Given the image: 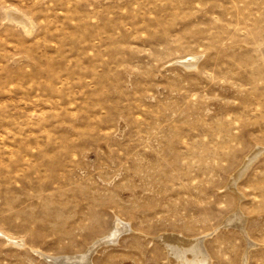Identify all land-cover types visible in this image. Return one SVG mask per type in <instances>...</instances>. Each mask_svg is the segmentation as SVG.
<instances>
[{
    "label": "rangeland",
    "instance_id": "obj_1",
    "mask_svg": "<svg viewBox=\"0 0 264 264\" xmlns=\"http://www.w3.org/2000/svg\"><path fill=\"white\" fill-rule=\"evenodd\" d=\"M116 216L93 264H264V0H0V264Z\"/></svg>",
    "mask_w": 264,
    "mask_h": 264
},
{
    "label": "bare ground",
    "instance_id": "obj_2",
    "mask_svg": "<svg viewBox=\"0 0 264 264\" xmlns=\"http://www.w3.org/2000/svg\"><path fill=\"white\" fill-rule=\"evenodd\" d=\"M8 18H10V19H12V20H14V21H16L18 24H20L21 26H23L25 29H27L28 30V28H30V26H31V22L32 21H30V19H28L26 16H24L22 13H20L19 11H16V10H14V9H10V10H8ZM189 59H186L185 61H183V62H186V64L187 65H194L195 64V60H196V57L195 56H192V57H188ZM195 66V65H194ZM259 153V152H258ZM252 155H254V154H252ZM250 158H252V156L250 157ZM247 159V158H246ZM254 159V158H253ZM252 159V160H253ZM245 160V159H244ZM243 160V161H244ZM248 161H249V159H248ZM245 163V162H244ZM242 166H244V164L242 165ZM250 166V165H249ZM245 167V166H244ZM243 167V168H244ZM240 169V168H239ZM247 170V169H246ZM244 172V171H243ZM234 173H236V172H234ZM234 175H236V174H234ZM238 176V175H237ZM236 176V177H237ZM240 176V175H239ZM232 179H233V176L231 177ZM240 178V177H239ZM231 179V180H232ZM237 179V178H236ZM233 181V180H232ZM234 182H235V179H234ZM232 184V183H231ZM230 184V185H231ZM232 189H234V187L232 188ZM235 190V189H234ZM238 194V193H237ZM240 195V194H239ZM238 195V196H239ZM241 196V195H240ZM238 200V199H237ZM241 200V199H240ZM240 202V201H239ZM239 204V203H238ZM237 204V205H238ZM237 208V207H236ZM235 208V209H236ZM239 208V207H238ZM234 209V210H235ZM236 211V210H235ZM230 214V213H229ZM235 215H236V217L238 216L239 218H241L242 217V215L243 214H241V212L240 211H236V213H235ZM233 217V216H232ZM235 217V216H234ZM121 218H119L118 216H116V219L114 220V222H113V224H112V226L110 227V229L107 231V233H105L104 235H102V236H98L96 239H94L92 242H90V244L85 248V250L84 251H80V253H75V254H73V255H71V254H66V255H63V256H51V255H46L45 257H48V260L51 262V264H60V262H62L61 264H93V261H92V256H93V251L95 250L96 251V249H95V247H96V245L98 244V243H100L101 241H107V240H115V238H117V236L119 235V233H121L120 231H121V229L122 228H128V225H127V223H125V222H127V221H125V222H123V220L121 221L120 220ZM226 219V218H225ZM227 220V219H226ZM225 220V221H226ZM233 220V219H232ZM223 221V220H222ZM235 221V220H234ZM227 222H228V220H227ZM244 222H246V221H244ZM222 224H223V222H221ZM220 223V224H221ZM235 223V222H234ZM237 223H239V222H237ZM227 224H229V223H227ZM129 225H130V222H129ZM224 225V224H223ZM233 225V224H232ZM235 227V226H234ZM245 227V226H244ZM217 228V227H216ZM215 228V229H216ZM220 228V227H219ZM225 228H226V226H225ZM245 229V228H244ZM244 229L241 227V231L244 233L243 235H245V231H244ZM217 230V229H216ZM215 230V231H216ZM123 231V230H122ZM214 231V232H215ZM209 232V231H208ZM210 232H212V231H210ZM0 233L2 234V231L0 230ZM122 234V233H121ZM205 234V233H204ZM204 234H203V236H204ZM7 235V234H6ZM169 235V234H168ZM206 235V234H205ZM208 235V234H207ZM121 236V235H120ZM120 236H118V238L120 237ZM180 236V235H179ZM183 236V235H182ZM199 236V235H198ZM248 236V235H247ZM196 237V236H195ZM193 237V239H190L189 238V240H186V239H177L176 241H177V243H179L180 245H185V243H188V245H187V248H184L183 247V249H182V251H185V250H190V252L193 254V257H192V259H186V258H183V260L182 261H178L179 262V264H203L206 260H207V257H208V254L205 252V250H204V245H202V241L200 240V238H198V237ZM200 237H202V236H200ZM159 238V237H158ZM186 238V237H185ZM195 238V239H194ZM205 238V237H204ZM247 238V237H246ZM7 239H12L11 237H9V235L7 236ZM6 239V240H7ZM160 239V238H159ZM163 239V238H162ZM166 239V238H165ZM188 239V238H187ZM249 239V238H248ZM247 239V240H248ZM17 239H15V241H16ZM164 240V239H163ZM18 241V240H17ZM16 241V242H17ZM19 243H23V241H21V239H19ZM249 241H251V240H249ZM249 241H247V242H249ZM13 242V241H12ZM117 242V241H116ZM15 243V242H14ZM167 243V242H166ZM24 244V243H23ZM107 244V243H106ZM169 244H171V243H169ZM249 245V244H248ZM177 246V245H176ZM204 247V248H203ZM248 247V246H247ZM97 248V247H96ZM180 248V247H179ZM206 249V248H205ZM168 250H172V249H168ZM175 250V249H174ZM173 250V251H174ZM173 251H171V252H173ZM40 252V251H39ZM189 252V251H188ZM245 253H244V256H243V262H242V264H246L245 263V260L247 259L246 258V250L244 251ZM170 253V252H169ZM96 254V253H95ZM248 255V254H247ZM182 256V255H181ZM180 258V257H179ZM178 258V259H179ZM246 258V259H245ZM47 259V258H46ZM208 259H210V258H208ZM242 260V259H241ZM209 261V260H208ZM247 261V260H246Z\"/></svg>",
    "mask_w": 264,
    "mask_h": 264
}]
</instances>
